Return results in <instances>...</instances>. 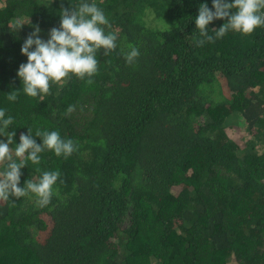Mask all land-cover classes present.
<instances>
[{
	"label": "trees",
	"instance_id": "16d2710c",
	"mask_svg": "<svg viewBox=\"0 0 264 264\" xmlns=\"http://www.w3.org/2000/svg\"><path fill=\"white\" fill-rule=\"evenodd\" d=\"M81 3L103 11L116 48L97 52L92 83L69 74L27 96L24 40L39 26L46 41L61 6ZM202 3L212 9V0H0V109L13 118L0 140L14 131V152L28 129L41 143L40 129L76 145L21 168L19 187L61 175L47 206L34 194L0 201V264H264V26L215 38L226 22L215 19L214 42L197 46Z\"/></svg>",
	"mask_w": 264,
	"mask_h": 264
},
{
	"label": "clouds",
	"instance_id": "9594fccd",
	"mask_svg": "<svg viewBox=\"0 0 264 264\" xmlns=\"http://www.w3.org/2000/svg\"><path fill=\"white\" fill-rule=\"evenodd\" d=\"M262 10L264 0H212V9L202 3L195 18V26L202 39L195 43L202 46L205 41L214 42V37L208 34L207 26L215 19H226L218 29H213L215 38H222L229 31L251 34L255 28L264 26ZM60 17L59 28L50 29L46 41L38 35L41 31L39 26H34L20 48L21 54L27 57V62L19 65L17 76L23 82V92L29 97L47 95L50 82L59 83L70 78L69 74L79 79L88 77L87 83H92L91 77L98 70L97 52L104 49V54H107L116 48V35H105L104 29L100 27L109 22L96 4L81 3L78 8L61 6ZM138 56V49L132 47L125 54L126 63L132 64ZM16 99L15 91L7 96L9 101ZM73 110L74 107L69 106L67 113ZM4 117L5 110L0 109V136H5V130L13 123L11 116L6 119ZM14 136L13 131L7 134L6 141L0 140V163L7 161L5 169L0 171V201L34 194L38 206H47L60 172L45 171L36 182L29 180L26 187H19L20 170L27 165V161L38 164V154L45 150L53 151L56 156L67 157L76 150V145L71 139H62L58 131L40 129L35 132V136L42 141L38 144L33 138L32 130L28 129L27 134H20L19 143L13 152L9 145L13 143ZM13 156L19 158L20 162L17 163Z\"/></svg>",
	"mask_w": 264,
	"mask_h": 264
},
{
	"label": "rangeland",
	"instance_id": "374dc122",
	"mask_svg": "<svg viewBox=\"0 0 264 264\" xmlns=\"http://www.w3.org/2000/svg\"><path fill=\"white\" fill-rule=\"evenodd\" d=\"M235 127H236L235 130H236L237 133H238L239 130L242 131L243 124H240V123H239V124H235ZM237 128H238L239 130H238Z\"/></svg>",
	"mask_w": 264,
	"mask_h": 264
}]
</instances>
